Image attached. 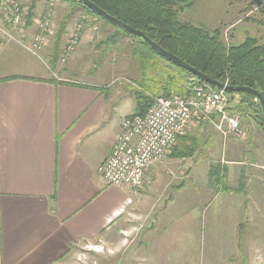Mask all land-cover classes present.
<instances>
[{"label":"rangeland","instance_id":"1","mask_svg":"<svg viewBox=\"0 0 264 264\" xmlns=\"http://www.w3.org/2000/svg\"><path fill=\"white\" fill-rule=\"evenodd\" d=\"M247 2L249 0H193L190 7L179 13L178 19L209 30L219 28L226 44H239L246 37H254L259 44H264V9H256ZM25 6L27 14L23 27L25 38L29 40L36 32L44 0H26ZM68 9L65 1L56 0L52 28L42 49L51 52L58 44L57 57L81 15L90 16L82 11L74 12L63 24ZM90 17L88 24L93 22L97 30L85 27L83 37L65 63L60 64L57 58V66H64L66 71L51 72L56 78H70L85 85L102 87L109 107L115 103L123 112L134 114V93L138 89L134 81L139 70L131 47L137 37L122 36L107 48L104 41L112 28L101 19ZM7 20L8 17L0 14V27H4ZM2 46L6 49L0 48V75L13 72L8 63H16V58L9 59L8 55L14 54L11 57L25 60L30 55L24 46L12 40L3 38ZM42 52L44 62L48 63ZM106 86L108 89H103ZM233 99L239 97L233 96L232 103ZM237 112L241 116L239 137H224L210 123L193 121L184 134L197 137L200 145L197 154L172 158L169 156L172 148L162 162L166 165L164 177L158 181L159 187L152 194L153 198L150 197L155 203L154 215L161 217L159 224L162 227H155L154 232L159 236L151 238L149 245L143 242L148 215L144 214L147 206L142 205L134 213L129 211L127 224L110 235L109 240L101 237L72 246L57 264H264L254 245L248 247L241 242L244 230L251 231V228L238 226L240 222L250 221L251 209L258 204L257 200L264 198V132L249 116ZM210 165L228 169L224 170L223 182L217 184L209 179ZM241 201L245 202L243 208ZM224 232L231 234L227 236Z\"/></svg>","mask_w":264,"mask_h":264},{"label":"crops","instance_id":"2","mask_svg":"<svg viewBox=\"0 0 264 264\" xmlns=\"http://www.w3.org/2000/svg\"><path fill=\"white\" fill-rule=\"evenodd\" d=\"M42 51L51 68L31 54L25 60L11 53L13 72L0 75L13 76L0 82V264H57L72 246L109 240L142 205L148 210L143 242L149 245L159 236L155 227H162L150 197L164 177V160L150 167L141 188L106 183L97 168L131 114L115 103L109 107L101 89L56 78L51 70L66 69L57 61L52 67L50 51ZM257 201L250 221L238 226L251 228L241 242L264 259V198Z\"/></svg>","mask_w":264,"mask_h":264},{"label":"trees","instance_id":"3","mask_svg":"<svg viewBox=\"0 0 264 264\" xmlns=\"http://www.w3.org/2000/svg\"><path fill=\"white\" fill-rule=\"evenodd\" d=\"M63 1L69 5L63 24L70 14L82 11L97 20L101 19L112 28L104 41L105 44H108L107 48L122 36L134 37L120 27L99 17L80 1ZM89 1L130 27L142 31L163 49L211 79L229 85L247 86L256 89L264 98V44H259L254 37H246L236 45L226 44L221 37L219 28L209 30L204 26H197L189 21L179 20V13L190 7L193 0ZM57 46L58 44L55 45L56 49L52 50L49 55L52 60V67L58 58ZM131 55L139 70V75L134 81L138 87L134 93L136 112L131 115H143L154 96L169 97L177 95L188 97L191 95V85L188 79L191 74L186 69L165 59L140 38H137L136 43H132ZM10 78H13V76L0 78V82ZM50 81L67 82L57 81L54 77ZM198 81L207 85L199 79ZM76 85L102 89V87L94 85L79 83ZM227 94L230 99L233 96L239 97L238 103L234 105L233 109L243 113L244 116H249L264 132L263 113L255 98L246 92ZM199 146L196 136L183 133L177 137V143L169 156L172 158L192 157L197 154ZM224 172L222 167L213 168L212 165L209 166L207 171L209 179L217 184L223 182Z\"/></svg>","mask_w":264,"mask_h":264},{"label":"built area","instance_id":"4","mask_svg":"<svg viewBox=\"0 0 264 264\" xmlns=\"http://www.w3.org/2000/svg\"><path fill=\"white\" fill-rule=\"evenodd\" d=\"M25 1L0 0V14L9 20L4 22V27H0V45L3 38L15 41L48 67L41 51L46 46V36L52 28L56 0H44V10L36 24V32L30 35L29 40L25 38L26 29L23 27L27 14ZM89 17L82 14L74 24L62 54L58 56L60 64H64L67 57L71 56L83 37L85 27L91 31L97 30L96 24H88ZM188 79L190 96H155L143 115L123 117L110 154L97 168L106 183L131 189L142 187L149 180L150 167L166 158L176 144L177 137L193 121L210 123L224 137L241 135V116L233 109L238 99H233L232 103L225 90L201 84L192 75Z\"/></svg>","mask_w":264,"mask_h":264},{"label":"water","instance_id":"5","mask_svg":"<svg viewBox=\"0 0 264 264\" xmlns=\"http://www.w3.org/2000/svg\"><path fill=\"white\" fill-rule=\"evenodd\" d=\"M80 1L84 6H86L89 10H91L93 13L98 15L99 17L105 19L106 21H109L110 23H113L114 25L120 27L130 35L140 38L143 42H145L149 47H151L154 51H156L158 54L163 56L165 59L171 61L175 65L186 69L192 76L196 77L197 79L205 82L207 85L216 88V89H223L227 93H238V92H246L251 94L255 100L259 103L260 108L263 113L264 118V98L262 95L257 91L256 89H252L247 86H237V85H229L225 84L219 81H216L214 79H211L210 77L206 76L202 72L198 71L197 69L191 67L186 62L178 58L177 56L171 54L167 50L163 49L161 46L156 44L154 41H152L149 37H147L142 31L134 29L130 27L129 25L123 23L122 21L116 19L115 17L109 15L107 12L96 6L94 3H92L89 0H77ZM252 4L261 5V0H252Z\"/></svg>","mask_w":264,"mask_h":264},{"label":"flooded vegetation","instance_id":"6","mask_svg":"<svg viewBox=\"0 0 264 264\" xmlns=\"http://www.w3.org/2000/svg\"><path fill=\"white\" fill-rule=\"evenodd\" d=\"M180 1H184V0H180ZM251 1L252 0H249V3L247 2L248 5H254L256 9H259L261 11L264 9V0H261L262 1L261 5L252 4Z\"/></svg>","mask_w":264,"mask_h":264}]
</instances>
